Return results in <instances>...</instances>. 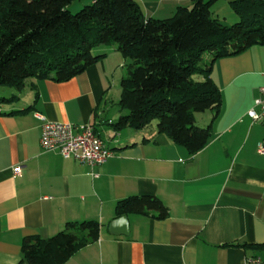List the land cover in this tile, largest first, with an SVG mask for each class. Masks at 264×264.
I'll list each match as a JSON object with an SVG mask.
<instances>
[{
	"label": "crops",
	"instance_id": "obj_1",
	"mask_svg": "<svg viewBox=\"0 0 264 264\" xmlns=\"http://www.w3.org/2000/svg\"><path fill=\"white\" fill-rule=\"evenodd\" d=\"M136 1L158 18L193 4ZM97 54L104 56L69 80L29 78L13 102L0 103V264L20 263L26 236L49 237L85 219L100 222L99 238L62 264H264V250L240 245L264 243V124L248 114L264 83V45L215 61L222 104L212 122L211 111L195 114L199 125L211 122V137L195 154L155 123L115 129L127 110L112 94L130 60L116 45ZM44 121L93 125L112 157L91 166L44 150ZM137 194L158 196L168 216L128 213L130 233L112 234L117 201Z\"/></svg>",
	"mask_w": 264,
	"mask_h": 264
},
{
	"label": "trees",
	"instance_id": "obj_2",
	"mask_svg": "<svg viewBox=\"0 0 264 264\" xmlns=\"http://www.w3.org/2000/svg\"><path fill=\"white\" fill-rule=\"evenodd\" d=\"M75 1L0 0V85L20 91L29 78L69 80L104 56L95 53L98 47L116 45L130 61L120 82L119 104L127 112L115 129L146 130L155 123L159 133L191 154L202 150L222 104L212 78L214 63L264 45V0H231L240 18L233 24L213 15L217 0H192V6L181 5L166 18L146 16L136 0H93L72 12ZM15 99L0 96V103ZM205 111L213 117L202 126L195 114ZM116 211L158 219L169 214L165 203L151 194L119 199ZM100 227L98 220L85 219L68 221L49 237L28 235L19 264H62L96 241ZM240 245L264 250V243Z\"/></svg>",
	"mask_w": 264,
	"mask_h": 264
},
{
	"label": "built area",
	"instance_id": "obj_3",
	"mask_svg": "<svg viewBox=\"0 0 264 264\" xmlns=\"http://www.w3.org/2000/svg\"><path fill=\"white\" fill-rule=\"evenodd\" d=\"M259 94L248 114L254 121L264 124V83L259 87ZM40 144L44 150H58L66 158H73L91 166L103 164L113 155V150L91 124L44 121ZM259 151L264 154V142L260 143ZM20 169L17 166L14 172L18 174ZM251 262L258 263L260 260L252 259Z\"/></svg>",
	"mask_w": 264,
	"mask_h": 264
},
{
	"label": "rangeland",
	"instance_id": "obj_4",
	"mask_svg": "<svg viewBox=\"0 0 264 264\" xmlns=\"http://www.w3.org/2000/svg\"><path fill=\"white\" fill-rule=\"evenodd\" d=\"M231 0H217L213 7V15L220 18L221 20L226 21L227 23L233 24L237 21H239V15L235 12V10L232 8L231 4H230ZM92 3V0H76L70 7V10L72 12H77L78 10H80L83 6ZM95 53H97V49L95 50ZM206 59H210V55L206 56ZM128 64H123L121 65L120 69H121V75L123 76L124 74L127 73L128 70ZM16 90V88H11L8 86H3L0 85V96H6V97H10L12 96L13 92ZM120 95H121V87H119L114 94H112V98H114L116 100V102H118L120 100ZM202 113H206L209 114L211 113L210 111H205Z\"/></svg>",
	"mask_w": 264,
	"mask_h": 264
},
{
	"label": "water",
	"instance_id": "obj_5",
	"mask_svg": "<svg viewBox=\"0 0 264 264\" xmlns=\"http://www.w3.org/2000/svg\"><path fill=\"white\" fill-rule=\"evenodd\" d=\"M109 229L112 234L128 235L130 233L128 216L122 215L112 220Z\"/></svg>",
	"mask_w": 264,
	"mask_h": 264
}]
</instances>
